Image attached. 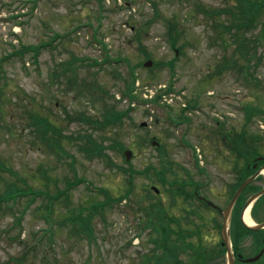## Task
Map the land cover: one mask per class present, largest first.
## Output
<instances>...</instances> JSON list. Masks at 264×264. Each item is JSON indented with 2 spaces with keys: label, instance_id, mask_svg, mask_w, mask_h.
I'll return each instance as SVG.
<instances>
[{
  "label": "rangeland",
  "instance_id": "rangeland-1",
  "mask_svg": "<svg viewBox=\"0 0 264 264\" xmlns=\"http://www.w3.org/2000/svg\"><path fill=\"white\" fill-rule=\"evenodd\" d=\"M196 3L217 8L223 1L0 0V194L12 198L15 186L23 187L24 181L29 188L28 194L1 203L0 264H18L22 252L32 250L33 232L40 236L34 244L35 254L28 257L30 264H140L141 254L153 245L147 239L154 235L143 226V207L150 199H158L178 220L183 215L180 206L189 208L191 201L172 196L176 185L172 178H177L178 184L190 177L191 160L196 156L192 148H198L203 158L225 147L216 137V119L223 121L222 129L235 132L250 122V134L264 138V113L248 117L256 106L264 109V28L253 33L262 38L257 45L259 56L251 66L258 77L254 84L242 77L234 44L214 40L218 36L212 22L193 12ZM171 18L177 19L180 30L173 46L166 24ZM43 41L48 44L41 47L36 59L27 51L17 52L25 50L22 45ZM105 55L107 62L102 59ZM70 58H75L71 67L79 78L66 83L69 87L65 90L64 83L54 81L50 73L60 61ZM147 59L151 64L144 66ZM131 70L137 77L133 84L135 105L120 125L102 124L105 107L121 111L127 106L117 100L124 84L115 74L127 77ZM81 78L94 80L93 85L101 86L105 95L91 99L87 85L80 84ZM169 84L172 90L149 108L138 99ZM186 101L196 105L185 113L190 121L174 125L168 116H184L179 110ZM78 111L81 117H90L83 121ZM41 114L52 116L55 129L41 134L40 122L32 120ZM142 121L147 124L140 126ZM87 132L99 147L91 154L78 146ZM45 135L61 136L64 151L56 153L42 139ZM125 149L132 151L127 160ZM159 160L163 166L169 165L164 185L154 179ZM80 179L88 180L92 187L87 188L86 182L68 187ZM152 185L158 189L156 194ZM213 186L217 188L215 183ZM62 189L68 197L52 199L51 221L45 220L41 216L44 209L38 207L50 201L44 194L30 191L46 190L51 196ZM121 196L128 198L118 200ZM97 200L106 206L102 214L92 212L88 219L90 239L69 217ZM192 208L195 215L191 218L200 226L191 225L186 234L198 244L213 237L207 232L212 226L205 227L202 222L209 218L208 213L195 203ZM82 214L84 218L87 215L86 211ZM44 229L52 232L42 234ZM215 245L206 248L209 252L198 245L196 254L193 248V262L197 264L200 258L203 264L217 263L208 257Z\"/></svg>",
  "mask_w": 264,
  "mask_h": 264
},
{
  "label": "trees",
  "instance_id": "trees-1",
  "mask_svg": "<svg viewBox=\"0 0 264 264\" xmlns=\"http://www.w3.org/2000/svg\"><path fill=\"white\" fill-rule=\"evenodd\" d=\"M222 1H223L222 6L217 8H206L202 4L196 3L194 5L193 12L195 11L197 13L202 14V16H204L205 19L212 22V28L216 36H218V38L217 39L214 38V40H216L219 43H223L224 45L229 42L234 44L233 52L234 54H236V51L239 52L238 57L241 60L240 68L242 72V77L248 82L249 80H253L254 84H257L258 77L253 75L251 71V66L254 63V58L255 57L257 58L259 56L257 45L260 42V39L262 38L264 39V35L263 32H261L262 38H258L260 36L258 35V32L257 34L256 33L253 34V33L255 29L260 31L261 29L264 28V0H222ZM166 24H167V33L169 36L168 40H170V44L173 46L177 43V35L180 31L178 28L179 23L177 19L171 18L170 20H167ZM23 48L29 50V48H27L26 45H23ZM31 50L34 51L35 54H37V49H31ZM73 59L75 58H70L64 61H60L55 68L57 70L53 71V76L55 78L57 77L58 81L63 82L65 85L66 83L72 84L78 82V78H79L78 73L76 75L71 67V66L74 67L73 62L75 61H73ZM227 63H226V67H227ZM79 66L80 65L77 64L76 67L79 68ZM131 72L132 70L130 71V73ZM120 78L124 82V90L122 91L123 94L125 96H128L129 98H134L135 95L133 93L134 90L133 84L135 82L136 76L129 74L126 79L121 76ZM79 80H80V84H82L83 86L87 85L88 87H92L91 81L86 80L85 78H81ZM166 89L167 91L169 89L171 91L172 87L168 86ZM95 95L101 98L103 97V95L101 94H97V93L93 94V92H91V99ZM159 98H160V92H158L155 95V97L151 99V101L156 103L158 102ZM194 106L195 103L193 101L191 103L189 101H186L184 107H181L179 111L182 115H184L186 111L192 109ZM256 108H257L256 111H258L259 113H264V109H262L261 107L256 106ZM129 110H131L129 107H127L126 109H121V111H116L115 108L105 107L103 110L104 112H101V118H102L101 123L104 125H110V124L120 125L121 119L125 114H127V112H129ZM80 114L81 112H79L78 115L80 116ZM46 116L49 117L48 120ZM86 116L87 115L83 117L80 116L82 118L80 119L83 120L84 118L90 117V116L87 117ZM50 117L52 116L50 115L48 116L46 114L40 116L39 115L33 116L32 120L37 119L40 122V125L43 127L41 134L45 130L48 133V130L50 128L55 129V125L52 124L53 118L51 119ZM183 117L184 116L180 118L182 119ZM248 117L250 119V114H248ZM246 125L248 124L243 125L239 132L231 135H252L250 134L251 131L249 127L250 124L248 125V127H246ZM55 133L59 134V132H57L56 130ZM87 133L89 134L84 135L82 138L80 137L82 143L80 145H78L79 144L78 143L77 145L81 146L82 150L84 152H87V154H91V152H95L96 149L99 147L98 145H96V142L92 138L90 132ZM225 135H230V132L226 131ZM254 135H259V134L254 133ZM42 139L49 147L53 148V150L64 151L62 149L61 136H58V138H54L52 136V138H50L49 135H45L44 138ZM241 141L243 144L242 146H250L249 142L248 145L247 143H245L243 139ZM158 146H160V144ZM159 161L161 163V166L157 167L158 170H155L157 171L155 172V175L162 184H165L168 181L167 176L170 174V172L167 173L169 171V165L168 162H166L168 166L167 165L163 166V162L161 160ZM14 190L20 193L21 190H24V188L15 187ZM150 201L151 202L149 203L148 206L143 207V209H145V217H144L145 223L143 226L149 227L151 233H154V235H150L147 239L150 242H152L153 245H151V247L149 246L147 247V250L143 254L140 263L141 264H185L187 258H184L182 254L185 253L187 254L185 247L187 241L186 239L187 234L184 227L181 225V223H179L177 219L173 218L174 217L173 215H170L169 211L163 206V204H161L158 201V199L154 200L152 198L150 199ZM104 206H106L104 202H102L101 200H97L95 201L94 204L89 203L88 207H85V209L83 207H80L78 209L79 211H77V214L68 217L69 219H71L70 222L73 225L80 227L79 231L85 232L87 235H89L87 237L90 238L92 235V229L88 223V219L92 212L94 213L97 212L99 214H102V210ZM138 207L139 206H137V208ZM84 211H86L87 213L85 218L82 216L83 215L82 213ZM73 212L74 210L72 211V213ZM45 217L48 218V215H45ZM18 219L19 217L17 218V220ZM174 222L177 223L176 230H172L173 227L172 223ZM48 232L50 231H47L46 233ZM32 236H33V240H32L33 245L29 247L32 250L23 251L22 255H20L16 259L18 264H30L27 262L29 260L28 257L31 254H35L36 245L34 244L39 243L40 235L39 233L37 234L33 232ZM47 242L48 243L51 242L50 236L47 237ZM196 252L197 250L195 249L194 253L196 254ZM41 258L43 259V257ZM46 259L47 258L44 257V260ZM199 260L200 258L197 260L198 262L197 264H203V262ZM53 261L57 262L58 259H55L53 257ZM194 263L196 264V261Z\"/></svg>",
  "mask_w": 264,
  "mask_h": 264
},
{
  "label": "flooded vegetation",
  "instance_id": "flooded-vegetation-1",
  "mask_svg": "<svg viewBox=\"0 0 264 264\" xmlns=\"http://www.w3.org/2000/svg\"><path fill=\"white\" fill-rule=\"evenodd\" d=\"M252 145L244 148L222 147L214 152L215 155L201 156L202 169L198 170L200 182L194 189L193 174H190L187 183L196 197L201 196L202 210L209 214V218L203 222L205 227L207 224L212 226L207 227V232L211 231L213 237H207L201 246L209 252L206 248L216 243V249H212L208 257L210 260L214 258L218 264L229 262L222 234L225 219L232 264H264V138L257 140V135H252ZM212 166H219L220 169L214 170ZM188 200L192 202L190 197ZM245 215H248L254 226L261 227H248L244 222Z\"/></svg>",
  "mask_w": 264,
  "mask_h": 264
},
{
  "label": "water",
  "instance_id": "water-1",
  "mask_svg": "<svg viewBox=\"0 0 264 264\" xmlns=\"http://www.w3.org/2000/svg\"><path fill=\"white\" fill-rule=\"evenodd\" d=\"M145 65L147 66V65H150V62L149 61H147L146 63H145ZM125 156H126V158L128 159L129 158V156L131 155V153H130V151L129 150H126L125 152ZM236 195H237V193L234 195V197H233V199L232 200H234L235 199V197H236ZM232 204V201H231V203L229 204V206ZM258 227H261V226H255L254 228H258ZM223 237H224V242L226 243V247H227V255H228V259H229V262H228V264H232V255H231V252H230V245H229V242H228V238H227V234H226V229H225V225H223Z\"/></svg>",
  "mask_w": 264,
  "mask_h": 264
},
{
  "label": "bare ground",
  "instance_id": "bare-ground-1",
  "mask_svg": "<svg viewBox=\"0 0 264 264\" xmlns=\"http://www.w3.org/2000/svg\"><path fill=\"white\" fill-rule=\"evenodd\" d=\"M244 220H245V222L250 223V219H249L248 215H245Z\"/></svg>",
  "mask_w": 264,
  "mask_h": 264
}]
</instances>
